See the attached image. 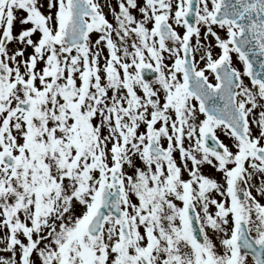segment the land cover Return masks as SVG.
Listing matches in <instances>:
<instances>
[{
    "label": "snow or ice",
    "instance_id": "6c2138e0",
    "mask_svg": "<svg viewBox=\"0 0 264 264\" xmlns=\"http://www.w3.org/2000/svg\"><path fill=\"white\" fill-rule=\"evenodd\" d=\"M0 264H264V0H0Z\"/></svg>",
    "mask_w": 264,
    "mask_h": 264
}]
</instances>
